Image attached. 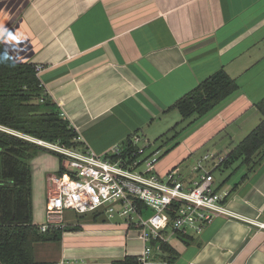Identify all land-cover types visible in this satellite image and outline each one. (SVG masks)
<instances>
[{
	"label": "crops",
	"instance_id": "crops-1",
	"mask_svg": "<svg viewBox=\"0 0 264 264\" xmlns=\"http://www.w3.org/2000/svg\"><path fill=\"white\" fill-rule=\"evenodd\" d=\"M0 46L18 64L43 66L41 87L82 148L103 155L138 134L161 150L160 176L179 170L190 182L202 163L231 191L229 207L248 221L221 216L200 235L172 237L171 264H264V159L252 171L240 162L217 170L263 120L264 0H0ZM221 70L239 90L201 122L184 121L173 107ZM40 156L31 161L36 225L47 177L62 166ZM76 228L50 264H112L143 249L119 218Z\"/></svg>",
	"mask_w": 264,
	"mask_h": 264
},
{
	"label": "built area",
	"instance_id": "built-area-1",
	"mask_svg": "<svg viewBox=\"0 0 264 264\" xmlns=\"http://www.w3.org/2000/svg\"><path fill=\"white\" fill-rule=\"evenodd\" d=\"M43 69L35 66L37 76ZM0 132L67 161L63 174L59 171L47 177L46 221L39 225L42 233L64 230L69 211L77 215L103 213L109 220H123L129 237L135 233L143 244L137 255L142 264H171L164 247L172 237L200 235L221 216L248 221L229 207L231 191L215 187L213 175L202 163L194 166L197 177L190 182L179 170L160 176L161 150L138 134L127 140L132 146L117 145L101 155L88 148L47 142L1 124Z\"/></svg>",
	"mask_w": 264,
	"mask_h": 264
},
{
	"label": "trees",
	"instance_id": "trees-1",
	"mask_svg": "<svg viewBox=\"0 0 264 264\" xmlns=\"http://www.w3.org/2000/svg\"><path fill=\"white\" fill-rule=\"evenodd\" d=\"M238 90L237 82L221 70L180 100L173 109L181 114L184 121L196 118L195 122L199 123ZM259 108L263 114L262 122L232 150L217 170L229 169L240 162V167L247 166L252 171L262 162L264 100ZM0 124L47 142L82 148L77 141V131L42 89L35 66L16 63L3 46H0ZM129 146H132L130 140L126 142V147ZM42 150L44 148L33 143L0 132V264H50L36 260V246L61 243L65 232L79 230L67 225L64 230L42 233L39 225L33 223L31 161ZM65 170L62 165L60 174ZM91 217L93 222H106L103 213ZM164 250L172 252L170 245H166ZM169 260L171 262L170 257ZM112 264L142 263L137 256H126L113 260Z\"/></svg>",
	"mask_w": 264,
	"mask_h": 264
},
{
	"label": "rangeland",
	"instance_id": "rangeland-1",
	"mask_svg": "<svg viewBox=\"0 0 264 264\" xmlns=\"http://www.w3.org/2000/svg\"><path fill=\"white\" fill-rule=\"evenodd\" d=\"M178 130H180V128ZM185 131L184 130L183 131H177V134H180V133L185 132ZM177 140H176V143L175 144H178L179 141H177ZM164 147H163V149H164ZM41 153L42 154L39 153V156L40 155L41 156L42 155H51V156H54L55 158H57V161L59 163H60V160H61L62 165L65 166V167H67V161L65 159H62L59 156H57V155H55L53 153H50V152H48L46 150H42ZM32 171H33V166H32ZM224 177H225V175L223 173H217V177H216L217 182L216 183H219V184L222 183ZM229 184L232 185L233 184V181H230ZM229 184H228V186H229ZM228 186H226V188ZM46 197H47V195H46ZM91 215H92L91 213L84 214V215H77L74 211H69V212L66 213V223H67V225H68L69 228H75L76 227V224H79L80 222H88L89 221V218L91 217ZM58 244L59 243H48L46 246H44L45 249H48V251H50V252L46 251L47 253L45 252V250L42 247H38L37 248V253L35 251L36 260L38 262H40V263H49V260L48 259H50L52 256H53V258L56 256V252L58 251V248H59L58 247ZM48 253H50V254H48Z\"/></svg>",
	"mask_w": 264,
	"mask_h": 264
}]
</instances>
